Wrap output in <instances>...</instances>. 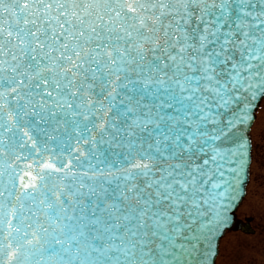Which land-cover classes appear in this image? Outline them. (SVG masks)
<instances>
[{"label":"snow or ice","instance_id":"6c2138e0","mask_svg":"<svg viewBox=\"0 0 264 264\" xmlns=\"http://www.w3.org/2000/svg\"><path fill=\"white\" fill-rule=\"evenodd\" d=\"M261 98L264 0H0V264H213Z\"/></svg>","mask_w":264,"mask_h":264},{"label":"rangeland","instance_id":"374dc122","mask_svg":"<svg viewBox=\"0 0 264 264\" xmlns=\"http://www.w3.org/2000/svg\"><path fill=\"white\" fill-rule=\"evenodd\" d=\"M251 135V176L239 213L255 217L257 232L247 235L241 231H227L221 239L216 264H264V228L259 226L260 222L264 223V98L257 111Z\"/></svg>","mask_w":264,"mask_h":264},{"label":"water","instance_id":"95a60500","mask_svg":"<svg viewBox=\"0 0 264 264\" xmlns=\"http://www.w3.org/2000/svg\"><path fill=\"white\" fill-rule=\"evenodd\" d=\"M260 100H257L254 102V107H253V110H252V113H251V116H252V119L250 121H248L245 125V131H246V134L250 140V143H251V138H250V135H249V130H250V127H251V124L255 118V110L257 109L259 103H260ZM26 156L28 155L27 152L25 153ZM5 159V157H2L0 156V161H3ZM14 159V157H13ZM250 162H251V150H250ZM9 164H12V160H9L8 161ZM13 167H19L21 169H24V163L21 162V161H16L14 164H12ZM250 166V164H249ZM249 166L248 168L246 169V172L242 178V182L241 184L239 185L237 191H236V194H235V203L230 207L229 209V212H228V220L225 224V226L223 227V230L219 233V235H217L213 241H212V245H213V250H214V253L216 255V252H217V245H218V242H219V239L220 237L222 236V234L224 233V231L229 228L231 226V224L233 223L234 221V218H235V210L240 202V200L242 199L244 193H245V186L248 182V178H249ZM25 171H27V169H25ZM243 230H248L246 227H243ZM215 255L212 257V260H213V263H214V258H215Z\"/></svg>","mask_w":264,"mask_h":264},{"label":"flooded vegetation","instance_id":"af4514ba","mask_svg":"<svg viewBox=\"0 0 264 264\" xmlns=\"http://www.w3.org/2000/svg\"><path fill=\"white\" fill-rule=\"evenodd\" d=\"M250 218H251L252 220H254L253 217H250ZM251 223L253 224L254 221H252ZM260 224H261L260 226L264 227V224H262V223H260Z\"/></svg>","mask_w":264,"mask_h":264}]
</instances>
